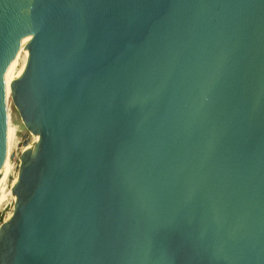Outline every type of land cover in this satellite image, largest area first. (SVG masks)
Returning <instances> with one entry per match:
<instances>
[{"label": "water", "instance_id": "obj_1", "mask_svg": "<svg viewBox=\"0 0 264 264\" xmlns=\"http://www.w3.org/2000/svg\"><path fill=\"white\" fill-rule=\"evenodd\" d=\"M5 88L0 264H264V0H0V186Z\"/></svg>", "mask_w": 264, "mask_h": 264}, {"label": "rangeland", "instance_id": "obj_2", "mask_svg": "<svg viewBox=\"0 0 264 264\" xmlns=\"http://www.w3.org/2000/svg\"><path fill=\"white\" fill-rule=\"evenodd\" d=\"M10 123L12 127H14V140L11 143L10 147V154H9V161L12 163L11 174L8 180L6 181V186L11 187L12 183L14 182V178L17 175V164L19 162L20 153L24 150L22 146L23 137L28 139V132L25 130L24 127L20 126L12 117V113L10 110ZM16 138V139H15ZM29 142V139H28ZM13 199H8L7 202L3 206H0V213L7 218V214L11 211L13 207Z\"/></svg>", "mask_w": 264, "mask_h": 264}, {"label": "bare ground", "instance_id": "obj_3", "mask_svg": "<svg viewBox=\"0 0 264 264\" xmlns=\"http://www.w3.org/2000/svg\"><path fill=\"white\" fill-rule=\"evenodd\" d=\"M4 92H5L4 98H5V108H6V116H7V132H8V137H9L8 143H9V154H10L11 143L14 140V127H12V125L10 123V109L8 107L9 100H8V92H7L6 88H5ZM26 147H24V149H26ZM9 154H8V157H9ZM8 157L6 158L7 164H6V170H5L4 175H3V182L0 186V206H3L9 198L10 199L14 198L11 194L10 187L6 186V181L10 177L11 169L13 168L11 161L8 160L9 159ZM14 183H15V181L12 183V185Z\"/></svg>", "mask_w": 264, "mask_h": 264}, {"label": "built area", "instance_id": "obj_4", "mask_svg": "<svg viewBox=\"0 0 264 264\" xmlns=\"http://www.w3.org/2000/svg\"><path fill=\"white\" fill-rule=\"evenodd\" d=\"M12 209H13V207H12ZM11 209V210H12ZM6 220V217H4V215H1V213H0V224L2 223V222H4Z\"/></svg>", "mask_w": 264, "mask_h": 264}]
</instances>
